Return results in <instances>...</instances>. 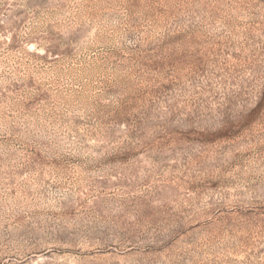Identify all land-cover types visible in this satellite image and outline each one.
Returning a JSON list of instances; mask_svg holds the SVG:
<instances>
[{
	"label": "rangeland",
	"instance_id": "rangeland-1",
	"mask_svg": "<svg viewBox=\"0 0 264 264\" xmlns=\"http://www.w3.org/2000/svg\"><path fill=\"white\" fill-rule=\"evenodd\" d=\"M0 264H264V0H0Z\"/></svg>",
	"mask_w": 264,
	"mask_h": 264
}]
</instances>
